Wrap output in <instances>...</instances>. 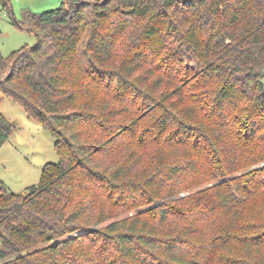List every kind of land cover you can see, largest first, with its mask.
I'll return each mask as SVG.
<instances>
[{"label": "trees", "instance_id": "trees-1", "mask_svg": "<svg viewBox=\"0 0 264 264\" xmlns=\"http://www.w3.org/2000/svg\"><path fill=\"white\" fill-rule=\"evenodd\" d=\"M14 23L36 41L0 54V97L58 161L0 185V264H264V0H65ZM16 128L0 112V147Z\"/></svg>", "mask_w": 264, "mask_h": 264}, {"label": "rangeland", "instance_id": "rangeland-1", "mask_svg": "<svg viewBox=\"0 0 264 264\" xmlns=\"http://www.w3.org/2000/svg\"><path fill=\"white\" fill-rule=\"evenodd\" d=\"M64 1L10 0L9 10L0 6V54L6 57L15 49L35 44V36L14 23L21 19L24 10L39 13L59 7ZM0 112L17 126L0 147V185L7 191L24 193L28 186L39 182L45 164L58 161L55 138L5 95L0 97Z\"/></svg>", "mask_w": 264, "mask_h": 264}, {"label": "built area", "instance_id": "built-area-1", "mask_svg": "<svg viewBox=\"0 0 264 264\" xmlns=\"http://www.w3.org/2000/svg\"><path fill=\"white\" fill-rule=\"evenodd\" d=\"M0 16H1V14H0Z\"/></svg>", "mask_w": 264, "mask_h": 264}]
</instances>
